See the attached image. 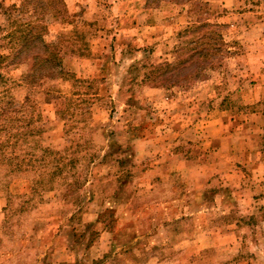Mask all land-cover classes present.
<instances>
[{
  "label": "rangeland",
  "instance_id": "1",
  "mask_svg": "<svg viewBox=\"0 0 264 264\" xmlns=\"http://www.w3.org/2000/svg\"><path fill=\"white\" fill-rule=\"evenodd\" d=\"M0 264H264V0H0Z\"/></svg>",
  "mask_w": 264,
  "mask_h": 264
},
{
  "label": "trees",
  "instance_id": "2",
  "mask_svg": "<svg viewBox=\"0 0 264 264\" xmlns=\"http://www.w3.org/2000/svg\"><path fill=\"white\" fill-rule=\"evenodd\" d=\"M198 42V41H197ZM203 43H204V41H202V43H201V45H203ZM199 42L197 43V45L196 46H194V47H192L191 49H188V51L187 52H191V55H190V57L189 58H187V59H184L183 61H181L180 63H182L181 65H185L187 62H189V61H191L192 59H194L193 58V56H197L198 58H202V59H206L207 57H208V54H209V52L208 51H205V48L204 49H202V46H201V48H199ZM52 54H55L54 52H48L47 53V55H46V57H41V58H39L40 59V63H45V64H47L48 63V68H51L50 66L51 65H49V64H51L50 63V59H52L53 58V56H50V55H52ZM197 54V55H196ZM39 59H38V61H39ZM53 61V60H52ZM51 61V62H52ZM166 68L167 69H169V63L167 62L166 63Z\"/></svg>",
  "mask_w": 264,
  "mask_h": 264
}]
</instances>
